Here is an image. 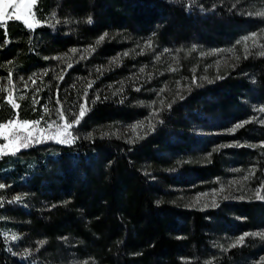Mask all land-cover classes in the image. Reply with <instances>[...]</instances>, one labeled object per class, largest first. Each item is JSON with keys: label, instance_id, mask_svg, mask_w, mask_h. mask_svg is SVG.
<instances>
[{"label": "rangeland", "instance_id": "374dc122", "mask_svg": "<svg viewBox=\"0 0 264 264\" xmlns=\"http://www.w3.org/2000/svg\"><path fill=\"white\" fill-rule=\"evenodd\" d=\"M174 1L190 3L192 8L196 9L194 12L199 15L206 14L205 9L209 14L217 7L224 17L243 18L244 22L237 24L227 18L220 20L219 32L232 35L228 41L222 40L223 37L216 34L210 39L208 35L199 38L189 32L184 38H179L178 44L173 43L171 46L162 44L153 34L136 38L126 34L118 36V32L107 33L99 44V39H96L93 44L58 51L52 56L47 69L27 75L18 70L14 72L6 69V74L0 76V89H10L24 113L37 118L27 120H39L38 127L43 129L53 121L63 123L59 119V111H63L65 118L72 122L78 114L81 93L94 84L98 75H109L111 80L104 81L91 92V103L96 102L103 93L118 97L125 88H143L142 98L137 103L148 111L147 115L133 125L114 126L116 133L131 142L151 134L155 128L163 125L162 119L168 105H177L192 93L198 96L200 90L227 80L233 93H238L237 103H234L232 95L226 114L219 116L216 110L211 112L214 102L207 100L203 105L208 107L213 116L190 117L185 121L188 131L184 143L185 150L177 154L160 151L163 162L156 173L163 175L157 176L156 179H159L165 186V191L170 193L174 210L203 216L202 227H195L192 222L187 221L183 232H179L180 229L177 228L178 233L174 239L178 244L170 253L172 262L168 258L160 262L264 264V238L246 235L264 233V212L261 210L264 200L257 199L255 195L259 190L264 196V147L261 146L264 145V112L259 111L264 108V84L258 77L260 70L249 71L242 65L249 59L264 58V55H260L264 51V16L259 14L264 12V0ZM47 19L51 25L62 28L66 33L71 29L68 22L57 12L47 16ZM10 21L19 20L11 19L7 24ZM252 36H255V43L249 39ZM104 44H115V52L94 60ZM149 44L151 47H148ZM7 46L1 43L0 49ZM88 49L92 51H87ZM12 60H8L10 63L8 62L7 66L11 65ZM113 60H116V63H113ZM69 64L76 67L80 64L81 68L79 73L72 75L65 83L63 94L65 92L66 96L61 98L60 102L55 96L53 98L52 91L46 96L44 93L48 85L55 84L58 89L63 84L68 75ZM122 69L126 74H116V71ZM9 77L11 85L8 83ZM7 96L8 91H0V108L9 114L12 107L7 103ZM195 100V106L202 105L199 99ZM185 113L187 112L184 111L182 119ZM179 116L181 115L174 116L170 123L174 130L182 125ZM246 121L249 122L245 123ZM237 124H243V127L233 132L232 129L236 128ZM137 125L143 127H136L133 132V127ZM75 126L77 125L73 128ZM73 128L70 129L74 138L71 144L43 138L36 142L34 138L28 147H22L20 150L49 142L61 146L73 145L77 141ZM178 130L180 132V129ZM54 131L55 128L52 129V132ZM196 138L202 139L199 141L202 146H196ZM5 143L7 141L0 138V146ZM173 145L175 144L172 143L171 146ZM20 150L15 154L0 155V185L4 186L0 188V211L12 205L14 208H33L34 213L38 214L45 202L36 198V201L43 205H35L32 199L35 197L30 196L24 189L27 184L25 178L37 173L35 160L20 154ZM52 151L53 149L48 147L43 149L42 153L45 157L53 156ZM214 168L217 171H212ZM16 196L21 199L15 200ZM0 223L2 237L8 244L13 245V255L21 264H103L87 253H77L70 241V247L62 246L48 251L45 246L47 240L40 232H34V229L30 228L29 220L18 214L0 212ZM12 236L16 239H12ZM241 236H245L243 244L232 248L231 245ZM113 257L115 259L116 255ZM120 262L123 264V261ZM147 264L154 263L148 261Z\"/></svg>", "mask_w": 264, "mask_h": 264}, {"label": "trees", "instance_id": "16d2710c", "mask_svg": "<svg viewBox=\"0 0 264 264\" xmlns=\"http://www.w3.org/2000/svg\"><path fill=\"white\" fill-rule=\"evenodd\" d=\"M217 9L209 14L205 9L206 14L199 15L190 3L174 0H38L35 13L40 23L35 29L27 28L21 21L8 22L6 30L0 27V44L8 45L0 49V76L6 74V69L25 75L47 69L58 51L93 44L105 33L118 32V36L136 38L153 34L166 46L178 44L179 38L189 32L199 38L208 35L212 39L216 34L222 40H231L232 35L219 32L220 20L227 18L241 24L244 19L224 17ZM53 12L68 22L69 32L51 25L47 16ZM115 46L104 44L94 60L112 55ZM9 59L13 60L7 66ZM242 65L249 71L260 70L258 77L264 84V58L249 59ZM80 66L69 67L63 84L58 89L55 84L48 85L44 94L52 91L53 98L60 102L66 96L65 83L80 72ZM116 74L126 73L122 69ZM106 80H111V76L98 75L82 96L78 93L80 105L86 104L88 111L73 128L77 137L73 145L49 142L20 150V154L35 160L37 170L35 175L25 178L24 189L35 197V205H40L37 198L47 207H41L36 214L33 208L8 205L0 212L29 220L30 228L47 240L48 251L70 247V241L77 253H87L103 264H161L166 258L172 262L170 253L178 244L174 239L178 229L183 232L187 221L202 227L203 216L174 210L170 193L156 179L163 175L156 173L163 162L160 151L177 154L185 150V121L190 117L210 118L214 110L224 116L230 97L233 95L237 103L238 93H233L225 79L219 85L200 90L198 96L192 93L181 103L166 107L163 125L130 142L116 133L114 126L133 125L147 115L148 111L137 103L144 89L128 87L118 97L103 93L91 103V92ZM196 98L202 105L195 106ZM207 100L214 102L211 112L203 105ZM17 111L20 120L37 119L24 113L21 105ZM184 111L187 113L182 119ZM177 114L181 115L178 118L181 117L182 125L174 130L170 123ZM13 116L12 108L9 114L0 108V123ZM196 140V146H202V139ZM48 147L53 149V156L45 157L42 150ZM261 210L264 212V207ZM0 264H21L13 255V245L2 237L1 223Z\"/></svg>", "mask_w": 264, "mask_h": 264}, {"label": "snow or ice", "instance_id": "6c2138e0", "mask_svg": "<svg viewBox=\"0 0 264 264\" xmlns=\"http://www.w3.org/2000/svg\"><path fill=\"white\" fill-rule=\"evenodd\" d=\"M37 3L38 0H0V27H4L6 30L7 21L15 19L24 23V25L29 29H34L40 23V21L36 19V13L34 11ZM259 14L264 16V12ZM88 23H91V18H89ZM106 35L107 33L101 36L97 41V44H99ZM249 39H252L255 43V36L249 37ZM148 47H151V44H149ZM73 51L75 52V50ZM87 51H92V49H88ZM125 55H127V53H125ZM260 55H264V51H262ZM112 62L116 63V60H113ZM68 67H71V64H69ZM141 71H143V69H141ZM8 83L9 85L12 83L10 77ZM89 87H91V85H89ZM0 91H8L7 103L10 104L14 110L13 118L7 123L0 124V138H3L5 141H7V143H5L3 146H0V155H7L9 153L15 154L16 151L20 150V148L28 147V145L33 142L34 138L36 142H39V140L43 138L55 139L58 143L71 144L73 143L74 138L70 132V129L73 128L74 125H78L88 111L87 105L81 104L79 107V113L75 116V119L72 122H69L65 118L63 111H59V119L63 121V123L58 124L53 121L52 123H49L46 128L41 129L38 127L40 124L39 120L28 121L19 119L17 110L19 109L20 105L16 103L15 97L10 89H0ZM20 99H23V97H20ZM259 111L264 112V108H260ZM45 112L47 113V109H45ZM247 122L249 121H246L245 123ZM136 127L142 128L143 125H137L133 127V132L136 131ZM240 127H243V124H237L236 128H233L232 131L235 132L236 129ZM53 128H55L54 132H52ZM19 133H24V135H20ZM261 146L264 147V145ZM245 179H247V177H245ZM2 187L4 186L0 185V188ZM221 191H223V189H221ZM255 195L257 199L264 200V196L260 194L259 190H257ZM20 199V196L15 197V200L17 201ZM213 206H215V201H213ZM205 207H207V205H205ZM246 235H258L261 238H264V233ZM11 238L16 239L15 236H12ZM244 239L245 236H241L231 245V247L235 248L242 245Z\"/></svg>", "mask_w": 264, "mask_h": 264}]
</instances>
